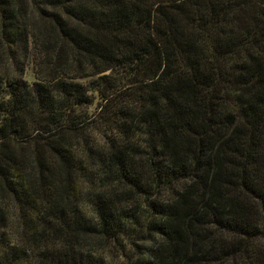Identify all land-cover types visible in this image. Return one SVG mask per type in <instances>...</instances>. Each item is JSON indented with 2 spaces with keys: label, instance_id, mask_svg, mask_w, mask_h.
Here are the masks:
<instances>
[{
  "label": "trees",
  "instance_id": "1",
  "mask_svg": "<svg viewBox=\"0 0 264 264\" xmlns=\"http://www.w3.org/2000/svg\"><path fill=\"white\" fill-rule=\"evenodd\" d=\"M0 264H264V0H0Z\"/></svg>",
  "mask_w": 264,
  "mask_h": 264
}]
</instances>
